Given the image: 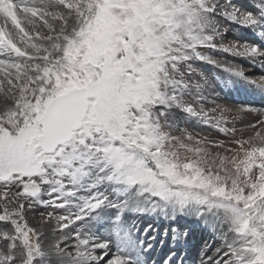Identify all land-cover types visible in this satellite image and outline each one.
Masks as SVG:
<instances>
[{"label":"rangeland","instance_id":"rangeland-1","mask_svg":"<svg viewBox=\"0 0 264 264\" xmlns=\"http://www.w3.org/2000/svg\"><path fill=\"white\" fill-rule=\"evenodd\" d=\"M15 1L0 2V229L11 236L0 264H11L9 245L20 249V264H58L47 255L48 234L74 237L62 231L78 230L92 203L118 196L184 219L209 212L222 237L264 264V107L241 102L252 88L241 77L260 46L235 39L264 26V9L255 3V22L239 28L229 0ZM81 87L92 91L91 117L56 156H42L41 118L56 97ZM164 129L171 137L163 141ZM118 215L108 209L107 235L128 248L112 224L127 225ZM214 264L244 262L225 255Z\"/></svg>","mask_w":264,"mask_h":264},{"label":"bare ground","instance_id":"bare-ground-1","mask_svg":"<svg viewBox=\"0 0 264 264\" xmlns=\"http://www.w3.org/2000/svg\"><path fill=\"white\" fill-rule=\"evenodd\" d=\"M14 1V0H11ZM23 1V3H29L32 5L31 0H20ZM9 2V1H8ZM37 2V1H36ZM48 2V1H47ZM16 3V2H15ZM20 3V2H19ZM22 3V4H23ZM226 3V2H225ZM230 3V1H229ZM47 4V3H46ZM231 4V3H230ZM30 5V6H31ZM52 5V4H51ZM45 6V5H44ZM32 7V6H31ZM46 7V6H45ZM16 8V7H15ZM20 8V7H19ZM213 14V13H212ZM233 15V14H232ZM236 20V18H235ZM214 24V23H213ZM25 25V24H24ZM215 26V25H213ZM235 26V25H234ZM233 26V27H234ZM214 28V27H213ZM260 36V35H259ZM235 39L238 40V38L236 37ZM240 40V38H239ZM232 41V40H231ZM233 42V41H232ZM226 43V42H225ZM235 43V42H234ZM238 43V42H237ZM244 44V43H243ZM236 45V44H235ZM238 45V44H237ZM242 46V45H241ZM238 47V46H237ZM251 47V46H250ZM248 47V48H250ZM230 48V47H228ZM235 48V46H234ZM239 48V47H238ZM245 48V47H244ZM241 49V48H240ZM243 49V48H242ZM249 50V49H248ZM254 50V49H253ZM260 50V49H259ZM246 51V50H245ZM256 51V50H254ZM258 53V50L256 51ZM251 53V52H250ZM253 53V52H252ZM249 55V54H248ZM249 57V56H248ZM252 57V56H251ZM259 58L264 61V55L260 54ZM247 59V58H246ZM250 59V58H249ZM252 59V58H251ZM258 59V58H257ZM259 60V59H258ZM257 60V61H258ZM251 61V60H250ZM254 63V61H252ZM245 63V62H244ZM249 64V63H248ZM263 65V64H262ZM239 66V65H238ZM237 69V67L235 68ZM249 69V68H248ZM263 67L261 69L258 68V66H251V70H248L246 72L243 73L242 75V79H245L247 76V72H252V73H259L262 70ZM238 75V74H237ZM249 77V76H248ZM254 78V77H253ZM241 79V80H242ZM251 80H253L252 78H250ZM256 86L258 88L259 91L263 92V87H264V79L256 77ZM118 195V194H117ZM121 195V194H120ZM123 196V195H122ZM125 196V195H124ZM134 196V195H133ZM112 199V196H110ZM119 198V196H118ZM134 198V197H133ZM108 200V199H107ZM111 201V200H110ZM109 202V201H108ZM152 202V201H151ZM145 203H149V201L147 199H145ZM139 204V203H137ZM155 204V203H154ZM153 204V205H154ZM111 206V204H110ZM151 206V205H150ZM139 207V206H138ZM36 208V207H35ZM33 209V208H32ZM31 209V210H32ZM30 210V209H29ZM104 209H100V211L93 213L92 215H89L85 218H83L82 221H80L81 223H79L77 226L79 227L78 230H74L76 226L73 227H68L67 229H65V231L62 232H67V231H71V233L74 234V232L76 233V235L74 234V237L67 235V233L65 235L66 238H60L57 240H54L53 238L56 235H49L48 234V238L46 239V243H45V249L48 250V257L51 258V260L54 263H58V264H125L124 261L121 260L120 254H117L116 257L112 256V255H108L106 256L104 259H101L105 253L109 252L110 249L111 250H115V248H112V245H106L104 247L101 248H91L92 245H96L99 244V242H95V243H86L89 240V236H86V232H88V228L91 224H93V221L97 220V218L100 215H103L104 213L102 212ZM169 210V209H168ZM30 212V211H29ZM171 212V211H170ZM134 213H131L130 216L132 219H134L133 216ZM196 216V215H195ZM140 219L141 221V215L137 214L136 219ZM16 219H12L13 223H16ZM43 222V221H42ZM218 225V224H217ZM36 227L41 229V228H47L49 229V225L47 223H36ZM184 227V225H183ZM221 227V226H220ZM187 229V227H186ZM194 232L197 231V226L194 228L193 230ZM221 231V230H220ZM51 233V232H50ZM70 233V232H69ZM108 233V232H107ZM221 233V232H220ZM228 234V233H227ZM9 233L6 229H0V238H1V245L0 247H2L4 245V242L6 243L7 237H11L8 236ZM62 235V236H65ZM224 235V233L222 234ZM91 236V235H90ZM56 238V237H55ZM104 240V239H103ZM11 241V240H10ZM45 242V241H44ZM87 245H86V244ZM237 243V239L235 237L232 236H228L226 238L222 237L218 232H216L215 237L212 236H205L201 239L200 244L199 245H204L205 249L207 248V253L204 256V259L206 260L207 264H214V262L216 260L219 259H223V256L226 255L227 259H231V258H235V259H239L241 260V262H244V264H251V262L249 261V258L247 257V253L245 252V250L243 248H238L235 249L232 253H230V250L234 249L235 245ZM207 244V245H206ZM86 245V246H85ZM97 246V245H96ZM201 247V246H200ZM199 247V248H200ZM86 248H88V250H86ZM203 247L200 249L202 250ZM8 252L10 255H12L13 259H11V264H20L22 262V256L20 255V249H12L11 246L9 245L8 247ZM56 250H61L60 252H57ZM6 253V245L3 246L2 248V254ZM22 254V253H21ZM224 254V255H223ZM114 257V258H113ZM198 262V261H197ZM203 263V261H202ZM217 263V262H216ZM198 264H200L198 262Z\"/></svg>","mask_w":264,"mask_h":264},{"label":"water","instance_id":"water-1","mask_svg":"<svg viewBox=\"0 0 264 264\" xmlns=\"http://www.w3.org/2000/svg\"><path fill=\"white\" fill-rule=\"evenodd\" d=\"M89 95L88 90L73 91L49 108L42 121L45 136L40 140V147L47 153L69 141L73 132L80 128L88 110Z\"/></svg>","mask_w":264,"mask_h":264}]
</instances>
